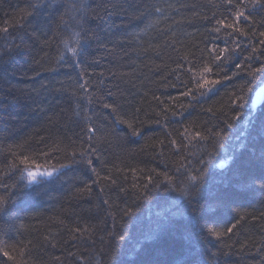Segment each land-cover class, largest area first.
<instances>
[{
    "label": "trees",
    "instance_id": "trees-1",
    "mask_svg": "<svg viewBox=\"0 0 264 264\" xmlns=\"http://www.w3.org/2000/svg\"><path fill=\"white\" fill-rule=\"evenodd\" d=\"M48 2L0 0V198L28 183L26 172L22 178L11 167H25L13 152L28 155L33 170L36 164L59 168L70 163L66 152L92 144L95 171L72 165L9 200L0 211V264H109L103 255L109 231L125 236L121 252L129 261L264 264V193L258 179L252 183L261 175L264 97L252 110L255 126L246 125L264 85V73L250 76L247 67L264 65V7L243 0L250 19L237 24L247 33L240 36L223 27L213 31L217 20L233 22L236 9L225 0H86L88 40L82 34L77 46L74 18L81 13ZM63 40L79 54L72 56ZM236 41L240 47L227 59L209 55L208 49L235 48ZM253 48L258 51L247 61ZM204 64L213 68L208 78L220 80L211 91L192 81ZM239 95L243 109L233 103ZM85 115L102 129L91 141L82 130ZM24 141L25 149L15 147ZM225 191L231 195L223 197ZM126 207L133 215L122 220ZM233 224L219 240L209 234ZM86 227L87 234L76 231Z\"/></svg>",
    "mask_w": 264,
    "mask_h": 264
},
{
    "label": "snow or ice",
    "instance_id": "snow-or-ice-1",
    "mask_svg": "<svg viewBox=\"0 0 264 264\" xmlns=\"http://www.w3.org/2000/svg\"><path fill=\"white\" fill-rule=\"evenodd\" d=\"M225 2L230 7H234L236 9V11L234 13V17H233V22L232 23H226L225 19L217 20L216 21L217 27H215L213 29V31L219 33L221 31V27H223L224 29L233 30L234 33H236L240 36H246L247 33L242 28L238 27L237 24L239 23V21L241 19H243V21H245V22H247L250 19V14L245 15V12L243 10H241L243 8H246L247 5L243 3V0H241V2L237 3V4H234L233 0H225ZM57 5L64 6L66 12H79V13H81V16L79 18H74V23L79 28V31H74L73 36L75 38V44L77 46H79L81 43L82 34H83L84 42L87 43L88 36H87V33L85 32V30L83 28V21L85 19L86 13H87L86 0H49L47 7L53 8V6H57ZM252 7L253 8L264 7V0H253ZM157 11H159V9H157ZM60 23L61 24L66 23L63 19V16H61V18H60ZM57 27H59V25H57ZM54 35H59V33H54ZM259 36L264 37V31L259 32ZM62 43L64 44L65 49H67L69 52L72 53V56L75 57L79 54L77 52L76 47H69L67 40H63ZM259 44L264 46V39H261L259 41ZM239 47H240V44L238 41H236L235 42V48L230 49L228 47H225L223 49L217 50L216 47H212V48L208 49V51H209V55L212 56L213 60L219 62V61H222L223 59H227L228 54L229 53H235L236 50L239 49ZM257 51H258V49L253 48L252 49V55L247 57V61L252 60ZM261 54L264 55V51H262ZM64 58L65 57L63 54L59 57L60 60H64ZM0 63H3L2 57H0ZM219 66H220L219 64H216V67H219ZM178 67H181V66L178 65ZM236 67L242 68V65L238 63L236 65ZM247 67L249 69L248 75H250V76H255V74H257V73H264V65H261L260 67H257V68H252L251 64H248ZM194 70H195V66H193V68L188 69L189 72H193ZM212 72H213L212 66H210L209 64H204L202 67V74L200 75V77L196 78L194 76L192 78V81L194 82L195 87L197 89H201V90L207 89L208 91H211L212 87H214L216 84H219L220 80L208 78V74L212 73ZM224 78L225 79H231V77H229V76H225ZM80 87L84 88V85H81ZM241 91H243V89H241ZM191 92H192V89L189 88L186 92L183 93V95H190ZM109 95H111V93H109ZM261 99H262V97L258 93L257 97H256V101H253L251 107L248 110L249 114H248V118L246 120L247 126H255L257 116L252 110L256 107L257 102L260 101ZM233 103L236 106H238L240 109H243L244 108L243 96L242 95L237 96L236 100ZM77 107H81V106L78 104ZM103 107H104V109H111L112 111H116L115 106L111 105V104L105 103L103 105ZM76 114L79 115L80 113H76ZM239 117H240V112H237L235 114V116L233 117V119H237ZM90 119L91 118L88 117L87 115L84 116L85 124L82 128V130H86V132L90 134L88 136L89 141H91L93 139V137L96 135L97 132L102 131V129L97 128L94 124L88 123V121H90ZM115 122L116 123H128L127 121L120 120V119H117ZM128 126L132 127L131 124H128ZM226 127L231 128L232 124L227 123ZM134 134L138 135L139 133L135 132ZM259 134L264 135V119L260 120ZM216 135H219V133H217ZM196 136L199 137L200 139H204V137H202L199 132L196 133ZM41 142H43V138H42ZM170 143L175 144L176 141L173 140ZM27 144H28V142L24 141L21 144L15 145V147L17 149H25V146ZM69 146H71V142H70ZM45 147L46 148L48 147L47 144H45ZM55 150L56 151H64V149L59 148L58 144L55 146ZM95 151H96V149L92 144H89L88 149H84V150H81L79 152H77L75 150V148H73V151L70 154L67 152L65 153L66 158L68 160H70V163H62L59 165V168H57L55 165H49L48 167H44L42 165L36 164L34 170L32 167L28 166L29 160H30V157L28 155H23V153H21L22 158H20V157H17L15 152H13L12 155L14 156V158L19 159V163L25 165V167L23 169H19L18 166L15 164H12L11 167L16 169L17 171H19L21 173L22 178H25L24 173L26 172V179H27L28 183L25 185H22V186H20L18 184L13 185L12 187L16 188L17 190L12 192L7 197V199L0 198V211H3L8 206L9 200H12L14 197H20V196L26 195V193L24 192L25 188L29 187L30 185H39V186L46 185L47 183L50 182V179L53 178L57 173H61L62 169L71 168V166L75 165V164H83L87 168H91L92 171L94 172L95 169L92 168L93 160L91 159V156L95 154ZM40 155L48 156V155H50V153L42 151V152H40ZM248 163L251 164L252 162L249 161ZM259 164H260V169H261V175L259 177H256L255 179H253L252 183L256 184V180L258 179L259 184L256 186L261 193H264V150H262L260 153ZM49 169H51V170H49ZM197 179H198L197 176H191L190 177L191 181H196ZM199 179H202V176L199 177ZM8 187H9L8 185H4L5 191L8 190ZM154 187L159 189L160 185L155 184ZM145 189H146V191H145L144 195L146 197L147 186H145ZM88 191H91V189L88 188ZM181 195L187 196L188 193H187V191L182 190ZM229 195H231V193L228 191H225L224 193H222L223 197H227ZM104 203L107 204L108 201H104ZM132 215H133V209L131 207H126L122 210L121 219L123 220L125 217L130 218ZM235 227H236V225L233 224L231 227L226 229L225 233L217 232L213 229H209L208 231H209V234L211 236H213L217 240H219L226 233L233 232V229ZM76 231L77 232H83V234H87L89 229L87 227L84 230L77 228ZM107 235L110 237V242L108 244L107 249L104 251L103 255L108 258L109 264H182V262H180V261L165 262V261H160L158 259H150V260H145V261H129V260L124 258V255L121 252L120 242L125 240V236L122 233H116V232H112V231H109L107 233ZM261 251H264V249H261ZM2 254H3V256L8 257L9 260H14V257L11 256L8 251H3Z\"/></svg>",
    "mask_w": 264,
    "mask_h": 264
},
{
    "label": "water",
    "instance_id": "water-1",
    "mask_svg": "<svg viewBox=\"0 0 264 264\" xmlns=\"http://www.w3.org/2000/svg\"><path fill=\"white\" fill-rule=\"evenodd\" d=\"M258 93L261 95L262 99L257 102L256 107L259 106L262 103V101H263V97H264V85L255 93V95L253 97V101H256V97H257V94Z\"/></svg>",
    "mask_w": 264,
    "mask_h": 264
}]
</instances>
